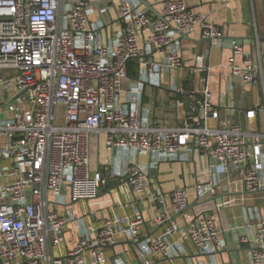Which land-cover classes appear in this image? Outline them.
Here are the masks:
<instances>
[{"label":"built area","instance_id":"1","mask_svg":"<svg viewBox=\"0 0 264 264\" xmlns=\"http://www.w3.org/2000/svg\"><path fill=\"white\" fill-rule=\"evenodd\" d=\"M143 1L0 0V264H127L106 253L119 236L141 264L192 253L216 264L224 242L212 210L235 205L256 220L252 234L239 236L250 264H264V216L243 195L264 192V105L236 121L231 105L213 102L198 56L185 89L182 36L199 33L223 52L227 31L184 0ZM230 44V77L249 88L263 82L264 57ZM147 86L169 93L173 124L144 104ZM91 136L108 154L94 164ZM195 151L205 165L195 171L193 200L187 186L165 194L149 178L162 163L191 162ZM111 180L130 209L113 214L110 200L97 208L100 224L87 226L90 202ZM139 201L162 205L151 219L157 235H144ZM70 224L75 243L58 256Z\"/></svg>","mask_w":264,"mask_h":264},{"label":"crops","instance_id":"2","mask_svg":"<svg viewBox=\"0 0 264 264\" xmlns=\"http://www.w3.org/2000/svg\"><path fill=\"white\" fill-rule=\"evenodd\" d=\"M153 0H149L152 2ZM186 4L195 12L204 14L208 20L225 27L227 34L235 38H241L242 46L246 53H250L257 60L259 55L264 57V0H184ZM155 6V9H158ZM111 13L116 17L115 10ZM117 28V24L112 29ZM199 40L197 44L195 41ZM183 57L185 59V68L180 71L184 76L181 82L185 89H190L191 82L189 80L188 68L192 66L195 57H201L199 60L207 65V72L201 73V76L207 78V83L213 94V102L221 103L224 106L231 105L232 117L244 124V111L255 105H264V81L254 88L243 87L238 78H232L229 69L225 65V58L229 54L228 47L222 52L213 46L210 52L208 47L210 42L200 38L199 33L189 35L187 38L182 36ZM229 45L230 43H226ZM199 49H203V53H199ZM260 51V54L258 52ZM128 83V81H127ZM231 85L232 90L229 92L227 87ZM143 102L146 106L153 109V115H166L170 124L174 123V111L169 93L160 88L147 86ZM257 121L260 123L264 131V108L259 112ZM254 124L253 120L250 122ZM97 143V156L100 160L108 156L102 140ZM102 145V157H100L99 148ZM146 158L141 157L142 161ZM205 158L201 151H195L191 162L186 164L180 163H162L157 170H150L149 178L157 183L162 192L170 193L173 189L187 186L191 200L194 199V191L192 186L199 177L195 175L196 169H203ZM174 167L173 171L172 168ZM240 174V173H239ZM118 182L111 180L105 189L104 194L97 201L90 202V209L95 211V215H85L87 226H97L101 222V212L97 210L100 206L107 207L110 203L115 202V206L110 209L111 213L124 215L130 207L128 204L120 202V194L117 191ZM156 186V187H157ZM154 187V186H152ZM149 191V189H148ZM244 205L246 207H254L264 216V192L243 194ZM238 196V195H237ZM221 195L216 196L213 200L218 201ZM168 202V200H167ZM139 208L145 217L144 235H157L158 229L153 226L151 219L153 212L162 205L152 203L149 205L144 201L138 202ZM82 210L79 214H84V204L79 205ZM78 208V206L76 207ZM86 208V207H85ZM78 210V209H77ZM86 210V209H85ZM106 210V209H105ZM107 212V211H105ZM187 215L191 214L187 210ZM213 216L217 220L220 238L224 242V247L214 256L216 264H250L249 246L239 241L241 233L252 234L254 230L255 219L246 220L244 209L235 205L226 208H215L212 210ZM77 227L75 224L69 225V230L65 234L66 243L56 249L58 256L63 255L68 248H71L76 240ZM177 235L173 238L177 239ZM107 256L109 258L117 257L127 264H141L137 258L136 250L133 245L125 241L121 236L118 237L117 243L108 248ZM192 261L195 264H207V257H199L192 253L189 257L176 259L174 264H184ZM153 264H171L167 260L156 259Z\"/></svg>","mask_w":264,"mask_h":264},{"label":"water","instance_id":"3","mask_svg":"<svg viewBox=\"0 0 264 264\" xmlns=\"http://www.w3.org/2000/svg\"><path fill=\"white\" fill-rule=\"evenodd\" d=\"M140 2L144 5H147L143 0H140ZM184 37H188L187 35H184ZM223 43H224V47H228L231 48V44L227 45L226 43H231L234 41V43L236 44H242V40L241 38H235V37H231V36H224L222 39ZM197 44L199 43V40L195 41ZM212 48V45L210 44L208 47V52H210ZM199 53H203V49H199ZM193 205H195V203H192L188 206V208H191Z\"/></svg>","mask_w":264,"mask_h":264},{"label":"rangeland","instance_id":"4","mask_svg":"<svg viewBox=\"0 0 264 264\" xmlns=\"http://www.w3.org/2000/svg\"><path fill=\"white\" fill-rule=\"evenodd\" d=\"M97 139L95 136H91V139H90V157H91V161H92V164L96 163V160H97ZM102 145L100 143V148H99V153H100V157H102ZM174 167L172 168V171H173Z\"/></svg>","mask_w":264,"mask_h":264},{"label":"trees","instance_id":"5","mask_svg":"<svg viewBox=\"0 0 264 264\" xmlns=\"http://www.w3.org/2000/svg\"><path fill=\"white\" fill-rule=\"evenodd\" d=\"M131 66H132V65H131ZM131 66H130L129 69H128V75H129V76H132Z\"/></svg>","mask_w":264,"mask_h":264}]
</instances>
